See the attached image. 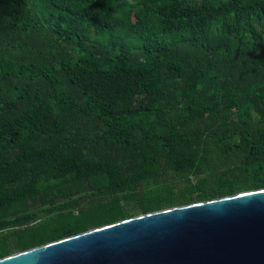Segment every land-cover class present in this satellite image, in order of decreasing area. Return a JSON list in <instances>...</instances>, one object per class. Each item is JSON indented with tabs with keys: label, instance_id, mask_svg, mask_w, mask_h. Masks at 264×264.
Here are the masks:
<instances>
[{
	"label": "trees",
	"instance_id": "obj_1",
	"mask_svg": "<svg viewBox=\"0 0 264 264\" xmlns=\"http://www.w3.org/2000/svg\"><path fill=\"white\" fill-rule=\"evenodd\" d=\"M264 188V0H0V257Z\"/></svg>",
	"mask_w": 264,
	"mask_h": 264
},
{
	"label": "water",
	"instance_id": "obj_2",
	"mask_svg": "<svg viewBox=\"0 0 264 264\" xmlns=\"http://www.w3.org/2000/svg\"><path fill=\"white\" fill-rule=\"evenodd\" d=\"M0 264H264V188L140 213Z\"/></svg>",
	"mask_w": 264,
	"mask_h": 264
}]
</instances>
